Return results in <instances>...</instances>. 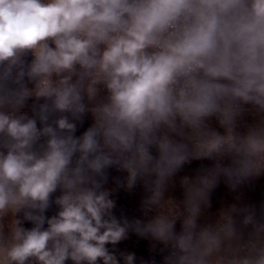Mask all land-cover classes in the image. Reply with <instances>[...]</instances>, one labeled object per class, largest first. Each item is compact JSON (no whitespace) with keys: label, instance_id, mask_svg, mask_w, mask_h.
Listing matches in <instances>:
<instances>
[{"label":"clouds","instance_id":"1","mask_svg":"<svg viewBox=\"0 0 264 264\" xmlns=\"http://www.w3.org/2000/svg\"><path fill=\"white\" fill-rule=\"evenodd\" d=\"M261 176L264 0H0V264H264Z\"/></svg>","mask_w":264,"mask_h":264},{"label":"rangeland","instance_id":"2","mask_svg":"<svg viewBox=\"0 0 264 264\" xmlns=\"http://www.w3.org/2000/svg\"><path fill=\"white\" fill-rule=\"evenodd\" d=\"M29 105L32 103L31 100L28 101ZM22 111H29V109H23ZM29 114L30 111H29ZM245 121L251 122L252 117L250 115H246L244 117ZM90 118L86 119L83 127L78 129L77 135L84 131V129L90 124ZM215 126V122L213 121ZM201 164L208 165L209 161H192L190 164L185 165L181 172L178 173L176 180V188L172 190V194L177 198H181V190L179 188V177L183 175H193L194 170L199 168ZM110 171V180L107 187H112V178L120 177L124 175L123 173L117 172L115 169H111ZM143 188L141 186H137L132 193H126L123 190L114 194L113 198L117 201V208L114 210L115 214L119 217L123 213L129 219L133 218H141L143 219V214L140 211V200L143 197ZM239 195L241 197V204L255 205L259 210L260 205L264 204V176L253 181L250 185L243 186L238 189L237 192L230 191L227 186L221 182L217 189L212 194V208L209 210L210 212H215L221 205H226L230 203H236L235 197ZM55 209L49 211L48 215L53 214ZM30 226V225H26ZM179 227V226H177ZM111 248V246L109 245ZM117 249L119 251H127L134 252L138 258L137 264H139V260L143 259L145 261H151L155 259L157 264H162V254L159 251L153 252L151 250V241L142 239L135 234L129 235V238L125 241H122L118 244ZM160 247V246H158Z\"/></svg>","mask_w":264,"mask_h":264}]
</instances>
